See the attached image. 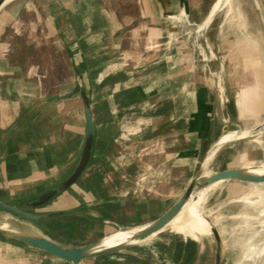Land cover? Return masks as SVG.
<instances>
[{"label":"crops","instance_id":"0c3cea01","mask_svg":"<svg viewBox=\"0 0 264 264\" xmlns=\"http://www.w3.org/2000/svg\"><path fill=\"white\" fill-rule=\"evenodd\" d=\"M45 2L41 29L52 30L66 46L73 63L68 83L33 84L31 73L21 72L9 56L14 33L25 27L20 14L36 1L9 0L0 7V201L22 203L51 189L74 167L85 135L76 74L82 65L95 142L77 184L42 208L63 212L47 220L53 221L49 229L74 231L58 242L80 245L92 241L85 233L102 237L116 230L114 225L153 221L177 199L196 168L208 171L222 146L206 167L204 160L224 129L258 125L249 124L264 108L256 69L255 83L237 90L207 56L191 57L179 45L163 42L173 23L198 26L212 0H133L134 12L126 19L121 17L130 13L122 14L111 0ZM241 53L254 55L253 48ZM243 88L250 90L244 115L237 101ZM167 231L142 247L80 264H211L201 240ZM3 237L0 264H71Z\"/></svg>","mask_w":264,"mask_h":264},{"label":"rangeland","instance_id":"374dc122","mask_svg":"<svg viewBox=\"0 0 264 264\" xmlns=\"http://www.w3.org/2000/svg\"><path fill=\"white\" fill-rule=\"evenodd\" d=\"M35 1L36 3H32L29 11L20 14L22 25L27 27V29L24 32L14 33L12 41L16 49L15 53H13V50L12 53L15 57L24 58L23 60L17 58L18 61L24 63V67L19 66V68L23 73L25 71L31 73V82H34L33 84L41 82L42 85L50 84L51 86L58 82L68 83L72 71L65 49L62 43L56 39L57 37L53 35L54 32L52 30L47 27H45L46 29H41L46 19L43 9L46 7L47 10L48 5L45 2L47 0ZM214 1L212 0V2ZM109 4L121 11L122 14L130 13V15L126 14L127 16L123 15L122 19L130 17L134 12L133 0H111ZM210 20L211 17L208 15L198 26L190 24L181 26V23H173L167 31V36L163 39V42L167 41L168 45V41H171L170 44L179 45L191 57L207 56L211 59L210 63L212 65L210 66L212 68L217 67V65L221 67V72L228 74L231 78L230 80L233 81L231 82L232 85L237 90L255 83L253 76H255L254 69H256V81L259 85V92L264 93V74L261 70H264V25L254 0H231L230 6L220 10L211 23ZM200 25L205 29L201 31ZM250 48H253L254 55L241 53L242 50ZM138 51L141 52L140 48ZM245 56H250V58H244ZM253 56L254 58L251 59ZM260 61L262 62L260 63ZM20 62L17 65H21ZM248 92L250 90L242 89L237 95L238 105L243 115L245 114L244 99ZM244 94L245 96H243ZM255 117L256 119H253L249 123L250 125L263 123L264 108ZM236 129L238 128H234L231 131L230 141L220 148L213 162H211L214 155L212 152L213 148L207 154L206 158L209 155L210 157L205 165L208 166L211 162L208 171H206L209 174L220 169L239 168L245 165L253 168H264V124L260 130L249 131L248 129L251 132L249 133L250 137L247 136L248 138L241 141L232 142L237 140V133L243 128L234 131ZM241 155L244 157L237 165ZM201 172V168H196L193 177L199 176ZM219 183L218 187L210 195L207 191L209 197L203 206V210L219 231L222 241V264H264V183L253 184L238 180H225ZM183 191L179 193L178 197ZM205 194L202 188L198 189L195 201L201 204L205 200ZM36 210L38 213L44 212L40 208ZM182 220L176 219L174 221L176 223L175 226H172L173 222H171L164 228L165 233L170 230L173 231L170 233L175 232L176 235L179 233L194 239L193 229L202 228L201 224H196L199 219H194L195 222L191 223L189 230L174 228L177 225L179 226ZM0 221H9L17 227L47 234L56 238V240H60L58 238L69 240L72 238L70 234L74 232L72 228L67 229L71 233L63 232L57 225L53 230H50L48 224L51 225L53 221L46 220L35 224L8 214H0ZM57 222L55 221V224ZM125 228L123 227L122 229ZM85 235L86 239L92 241L101 238L95 235L92 237L88 233H85ZM157 236L148 238L135 245L142 247L144 243L154 241ZM201 241L204 250L210 255L211 264H213L216 250L213 237L202 238ZM64 243L66 244L67 242L64 241ZM135 245H130L126 248Z\"/></svg>","mask_w":264,"mask_h":264},{"label":"water","instance_id":"95a60500","mask_svg":"<svg viewBox=\"0 0 264 264\" xmlns=\"http://www.w3.org/2000/svg\"><path fill=\"white\" fill-rule=\"evenodd\" d=\"M6 1L7 0H0V7ZM215 2L216 0L214 1L208 13V15L211 17L210 23L212 22L216 14L223 9L222 8L218 11H213L212 8ZM254 2L264 25V0H254ZM76 74L78 83L80 85L85 118V135L83 147L77 162L75 163L72 170L62 179V181L54 185L51 189L26 201H23L22 203L16 204L0 201V214H8L20 220L33 222L35 224H39V222L43 219L61 215L63 213L62 211L37 213L35 212V210L37 208H41L49 201L57 198L61 193L74 186L88 168L93 154V147L95 142V123L92 115L89 82L82 65H80V68H76ZM263 124L264 122L258 124L252 129V131L260 130ZM225 133L227 132L224 129L223 135ZM243 139L245 138H240L235 141H241ZM218 148H220V146L216 148V151L218 150ZM225 180H238L246 183L260 184L264 183V173H252L247 168L242 166L239 168L220 169L208 175L201 174L197 177H193L190 179L183 193L176 199L174 203L170 205V207H168V209H166L159 217H157L153 221L142 225L141 228L132 235V242L122 243L112 247H101V238L80 245L63 244L58 242L57 240H54L46 234L22 229L15 226L9 221H0V235L17 241L18 243L37 248L65 262H69L71 264H80L84 259L110 254L124 249L130 245H135L139 240L151 238L150 236L153 237L165 233V230H162L163 227L178 214V212L192 196L195 190L201 189L212 183L222 182ZM207 220L212 225L211 236L215 241L216 247L213 264H222V241L219 231L209 218ZM114 227L116 229H122L117 225H114Z\"/></svg>","mask_w":264,"mask_h":264},{"label":"bare ground","instance_id":"6f19581e","mask_svg":"<svg viewBox=\"0 0 264 264\" xmlns=\"http://www.w3.org/2000/svg\"><path fill=\"white\" fill-rule=\"evenodd\" d=\"M9 1V0H7ZM231 5V0H216L212 10H220L224 7H227V6H230ZM251 5V4H250ZM244 6V5H243ZM252 6V5H251ZM247 11V10H246ZM253 14V13H252ZM202 23V22H201ZM204 24V23H203ZM200 28H201V31L204 30L205 28L200 25ZM245 30V29H244ZM262 32V31H261ZM258 33V32H257ZM263 37V35H262ZM259 38V37H258ZM245 39V38H244ZM241 40V39H240ZM248 40V39H247ZM204 41V40H203ZM247 42V41H246ZM221 43V42H220ZM219 45V44H218ZM229 47V45H227ZM217 47V46H216ZM223 47V46H222ZM226 47V46H225ZM244 49V48H243ZM225 50V49H224ZM262 67V66H261ZM263 71V74H264V70L261 69ZM212 71V70H211ZM206 79V77H205ZM245 89L246 91H249L248 88H243ZM245 96V94L243 95ZM243 100V99H242ZM250 131V130H249ZM248 130H241V131H238L237 133V139H240V138H248L250 137V134L251 132H249ZM248 136V137H247ZM230 137H231V131L225 133L224 135L221 136V138L219 139V141L217 142V144L213 147V154L215 153V149L219 146H223L224 144L228 143L230 141ZM245 145V144H243ZM246 146V145H245ZM247 147V146H246ZM249 150V149H247ZM245 152V151H244ZM245 154V153H244ZM243 154V155H244ZM210 157V155H209ZM209 157H207L203 163V167H206L207 164L206 162L209 160ZM244 157V156H243ZM242 155L239 156V159L237 161V165L238 163H240V161H242L243 159ZM243 163V162H242ZM245 168H247L250 172L252 173H264V168H253V167H250V166H243ZM231 168V167H230ZM238 168V167H236ZM209 173L206 172V171H203V175H208ZM235 181V180H234ZM218 184H220L219 182H215V183H212L210 185H207L205 187L202 188V191H204L205 194V200L200 204L198 202L195 201V196H196V192L197 190L192 194V196L188 199V201L183 205V207L181 208V210L178 212V214L172 219L170 220L164 227L162 230H164L165 227H167L171 222H173L172 226H175L176 223L174 222L176 219H183L182 222H180L179 226L177 225L176 227L174 228H177V229H190L191 228V223L192 222H195L194 219L195 218H198L199 220L196 221V224L198 223V225L201 224L202 228H198V230L196 229H193L192 231V234L194 235V239L195 240H201L202 238H208L210 237L212 234H211V223L207 220L208 219V215H206L204 213V210H203V206L204 204L206 203L207 201V198L209 197L208 194H207V191L209 192V195L211 192L214 191L215 188L218 187ZM243 187V186H242ZM241 193V192H240ZM234 208V207H233ZM235 210V209H234ZM213 223V222H212ZM214 224V223H213ZM215 225V224H214ZM142 226V225H141ZM141 226H135V227H130V228H125V229H116L114 232L112 233H109L107 235H104L102 238H101V242H100V246L101 247H112V246H115V245H118V244H122V243H128V242H132L131 241V238H132V235L134 233H136L140 228ZM203 229V230H202ZM152 237V236H150ZM148 239V238H146ZM146 239H143V240H139L137 241L138 243L139 242H143L145 241ZM136 242V243H137ZM135 243V242H133Z\"/></svg>","mask_w":264,"mask_h":264},{"label":"trees","instance_id":"16d2710c","mask_svg":"<svg viewBox=\"0 0 264 264\" xmlns=\"http://www.w3.org/2000/svg\"><path fill=\"white\" fill-rule=\"evenodd\" d=\"M23 26V25H22ZM37 27H39V26H37ZM26 29H27V27L25 28H21V31L22 32H24V31H26ZM44 36V35H43ZM15 49H16V47H14V45H12L10 48H9V56H11V58H12V60H13V62H15L16 64L18 63V62H20V61H18L17 60V58H19L18 56L17 57H15V55H13V53H15ZM12 50H13V53H12ZM65 52H66V54H67V59H68V61H70V56H69V52H68V50H67V48H66V46H65ZM20 59V58H19ZM24 59V58H23ZM23 59H20V60H23ZM21 63V65H18V66H23V62H20ZM70 66H73V63H71L70 62ZM24 67V66H23ZM26 72V71H25ZM28 72V71H27ZM43 220H41L40 222H42ZM0 237H3V236H1L0 235ZM3 239H6V238H4L3 237ZM8 240H10V241H13V242H17V241H14V240H12V239H8Z\"/></svg>","mask_w":264,"mask_h":264},{"label":"flooded vegetation","instance_id":"af4514ba","mask_svg":"<svg viewBox=\"0 0 264 264\" xmlns=\"http://www.w3.org/2000/svg\"><path fill=\"white\" fill-rule=\"evenodd\" d=\"M237 142H238V141H237ZM76 184H77V183H76ZM76 184H75V185H76ZM72 187H73V186H72ZM72 187H70L68 190H70ZM54 199H55V198H54ZM51 201H52V200H51ZM51 201H49L48 203H50ZM175 201H176V200H175ZM175 201H174V202H175ZM174 202H173V203H174ZM48 203H47V204H48ZM47 204H45V205H47ZM45 205H44V206H45ZM44 206H42V207L40 208L41 211H43L42 208H43ZM169 207H170V206H169ZM37 209H38V208H37ZM167 209H168V208H167ZM35 212H37V210H35ZM37 213H38V212H37ZM161 214H162V213H161ZM161 214H160V215H161ZM160 215H159V216H160ZM58 216H59V215H58ZM58 216H54V217H58ZM159 216H158V217H159ZM50 218H53V217H50ZM50 218L43 219L42 222H44V221H46V220H48V219H50ZM155 219H156V218H155ZM39 223H40V222H39ZM51 225H52V224H51ZM51 225L48 224V228H49ZM55 226H56V225H55ZM57 227H58V226H57ZM50 230H52V229H50ZM50 232L52 233V231H50ZM161 235H162V234H161ZM102 237H103V236H102ZM102 237H101V238H102Z\"/></svg>","mask_w":264,"mask_h":264}]
</instances>
